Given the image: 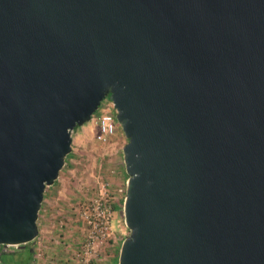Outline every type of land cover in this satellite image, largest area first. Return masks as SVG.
Segmentation results:
<instances>
[{"label": "water", "instance_id": "1", "mask_svg": "<svg viewBox=\"0 0 264 264\" xmlns=\"http://www.w3.org/2000/svg\"><path fill=\"white\" fill-rule=\"evenodd\" d=\"M106 96L117 264H264V0H0V245L37 237Z\"/></svg>", "mask_w": 264, "mask_h": 264}, {"label": "rangeland", "instance_id": "2", "mask_svg": "<svg viewBox=\"0 0 264 264\" xmlns=\"http://www.w3.org/2000/svg\"><path fill=\"white\" fill-rule=\"evenodd\" d=\"M70 138V152L56 180L43 191L30 264H79L78 250L86 233L80 216L98 200L109 210L108 232L92 264H117L120 243L129 234L122 217L127 176L121 149L126 139L116 123L114 136L98 141L91 119L75 128ZM3 249L0 247V251ZM16 250L7 248L3 252Z\"/></svg>", "mask_w": 264, "mask_h": 264}, {"label": "built area", "instance_id": "3", "mask_svg": "<svg viewBox=\"0 0 264 264\" xmlns=\"http://www.w3.org/2000/svg\"><path fill=\"white\" fill-rule=\"evenodd\" d=\"M100 103L98 111L91 116V121L95 124L96 139L104 142L113 137L116 132L115 110L107 96ZM80 218L86 233L78 250V263L92 264L97 247L107 237L109 210L105 202L98 200L91 205V208L83 210ZM0 247L4 248L0 252L7 248L17 249V246L0 245Z\"/></svg>", "mask_w": 264, "mask_h": 264}, {"label": "trees", "instance_id": "4", "mask_svg": "<svg viewBox=\"0 0 264 264\" xmlns=\"http://www.w3.org/2000/svg\"><path fill=\"white\" fill-rule=\"evenodd\" d=\"M34 241V240H33ZM32 242L17 246L20 248L21 255L14 252H0L1 264H30L32 260L33 250L31 248ZM117 256V255H116ZM117 259V258H116Z\"/></svg>", "mask_w": 264, "mask_h": 264}, {"label": "crops", "instance_id": "5", "mask_svg": "<svg viewBox=\"0 0 264 264\" xmlns=\"http://www.w3.org/2000/svg\"><path fill=\"white\" fill-rule=\"evenodd\" d=\"M15 254H19V255H21L22 254V252H20V248H17V250L15 251Z\"/></svg>", "mask_w": 264, "mask_h": 264}]
</instances>
